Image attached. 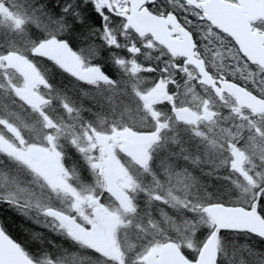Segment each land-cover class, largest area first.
<instances>
[{"label": "snow or ice", "instance_id": "6c2138e0", "mask_svg": "<svg viewBox=\"0 0 264 264\" xmlns=\"http://www.w3.org/2000/svg\"><path fill=\"white\" fill-rule=\"evenodd\" d=\"M212 5L60 0L53 7L51 0H39L16 13L30 25L27 34L31 29L37 34L30 41L36 56L49 46L75 50L72 33L99 29L103 49L88 45V55L111 58L122 79H115L108 65H97L105 83L133 100L116 127L151 120L150 127L137 130L151 132L154 143L142 159L125 164L130 179L123 189L127 198L121 200L100 171L99 146L91 147L95 137L82 145L74 131L57 129V139L71 137V168L62 145L51 136L42 138L44 147L51 144L60 153L63 167L56 179L30 154L0 151V162H8L0 167V264H264V59L242 50L220 26ZM145 16L156 27L135 29V19ZM250 23L264 33V19ZM0 25L17 35L23 31L3 18ZM212 38L215 48L208 43ZM114 49L123 50L127 59ZM221 49L228 52L226 65L217 63ZM8 58L7 52L0 54V64ZM237 89L251 99L237 103ZM18 95L5 90L0 109L20 119L11 111ZM185 106L195 115L181 128L172 110ZM45 155L57 153L50 148ZM180 159L197 167L207 163L216 184L210 188ZM237 212L256 223L240 222ZM20 224L23 230L14 227Z\"/></svg>", "mask_w": 264, "mask_h": 264}, {"label": "trees", "instance_id": "16d2710c", "mask_svg": "<svg viewBox=\"0 0 264 264\" xmlns=\"http://www.w3.org/2000/svg\"><path fill=\"white\" fill-rule=\"evenodd\" d=\"M39 0H5L0 3V18L11 21L17 28H22L23 31L20 35L10 32L3 25H0V54L8 53L14 54L24 58L29 63L33 64L38 70L40 75L45 80V86L40 90V95L46 100L41 109H35L31 107L20 95L16 97V103L13 105L11 111L19 114L20 119L11 115L9 112L0 109V135L8 140H13L18 148L28 149L36 146H43L42 138L44 136L52 135L55 143L61 144L63 147V154L67 157V165L71 168L75 157L70 150V141H65L61 135L57 139V129L63 126V131H74L79 139L81 138L83 131L93 130L97 133L104 135H111L116 130L130 129L136 132L141 127H150L151 120H136L130 121L131 127L124 125L122 127H116L117 124H122V116L125 114V108L127 105L133 103L132 97L127 94L113 93L108 84L103 81H97L94 83L86 82L72 75L64 70L54 61L43 56H36L33 54L34 49L30 41L33 37H36V32L31 29L30 25L25 26L23 19L16 15L22 7H27ZM47 4L49 0H42ZM60 3V0H51L52 6H56ZM163 3V1H162ZM71 22L69 21V24ZM91 24V22H89ZM119 22H114L118 24ZM96 26H92L95 28ZM99 29L93 32L90 29L83 30V34L74 32L72 35L76 37V48L73 51L79 58L82 65L86 68L108 65L113 74V77L117 80L122 79V73L111 62L109 57H96L95 55L89 56L87 52V46H99L100 50L103 49V41L99 38ZM119 56H124L126 59V53L121 49H114ZM154 55L148 53V56ZM138 60H143L144 57H137ZM100 69V68H99ZM22 78L19 74L8 68L5 65H0V95L5 94V90L16 91L20 88ZM147 83V82H146ZM103 92L105 97L114 96V99L101 98L100 92ZM162 112H167V109H160ZM174 118V115L172 113ZM175 119V118H174ZM50 120V121H49ZM176 120V119H175ZM103 121V123L101 122ZM178 121V120H176ZM46 122L51 123V127H48ZM185 126L184 122L180 123V127ZM7 127H12L18 132V138L12 134ZM51 128L53 132L47 133L45 129ZM23 141L21 144L20 141ZM34 141H41L36 143ZM27 144V146H26ZM195 150V149H193ZM160 156L165 153L159 152ZM171 155V153H168ZM182 167H187L190 172H193L199 179L212 188L216 182V174L210 173V166L201 162L197 166L191 165V162L185 163L183 159L178 161ZM7 161L0 162V167H6ZM22 230L24 225H14ZM232 239V237H230ZM235 239L243 241V237H235Z\"/></svg>", "mask_w": 264, "mask_h": 264}, {"label": "rangeland", "instance_id": "374dc122", "mask_svg": "<svg viewBox=\"0 0 264 264\" xmlns=\"http://www.w3.org/2000/svg\"><path fill=\"white\" fill-rule=\"evenodd\" d=\"M45 48L53 49L55 48V46H49ZM227 56H228L227 54L221 52L222 59H219L218 61L222 65H226L228 62ZM50 59L56 61V63L60 64L66 71L72 73L76 77L81 78L83 80L95 81L99 78H103L98 69L92 68L88 70H83L80 66V63L77 61L75 57L73 58V61H69L60 56L51 54ZM3 65L7 66L8 68L14 71L27 69L31 73L37 74L31 64H29L26 60H24L23 58L17 55H13V54L9 55V58L5 63H3ZM20 95L23 98H25L30 104V106H33V108L38 109L42 104L40 96L36 92L35 88H28L26 85H24V87L20 91ZM156 97H160V94L156 93ZM153 102H156V100L154 99ZM174 115H175L174 118L176 120L186 122L193 118L195 112L194 110L189 109L187 106H185L184 110L177 109ZM46 123L48 127H51L50 122H46ZM93 137H95V143H92L91 147L94 149L97 147V145L99 146V156H100V162L102 164L100 171L102 174L107 173L108 177L110 178L109 191L117 200L127 198L128 194L125 191H123V189L124 187H126V183H125L126 180L130 179V177L127 171L122 166V162L117 157L116 153L121 152V157L125 159L126 162L128 161L129 158L139 161L140 159H142L145 152H147L150 145L144 146L142 144H138L136 147L129 149L126 145L112 143V140L114 138L128 137L132 139L131 131L129 130L115 131L110 136L97 133L93 130L83 131L80 138V142L83 145L85 142L91 141ZM0 151L16 152L22 155L30 154L33 157L34 163H36L38 166L48 171L47 163H45L44 160H50V158L45 155L46 153H50V148H46L44 146H36L28 149L19 148L18 150H16V149H12L11 146L0 137ZM51 151L53 152L52 149ZM60 168H62L61 164H58V170ZM58 170L52 176L53 179L57 178ZM63 183L67 187L66 181H64ZM96 210H97L96 208L92 209L93 212H96Z\"/></svg>", "mask_w": 264, "mask_h": 264}, {"label": "water", "instance_id": "95a60500", "mask_svg": "<svg viewBox=\"0 0 264 264\" xmlns=\"http://www.w3.org/2000/svg\"><path fill=\"white\" fill-rule=\"evenodd\" d=\"M238 4L229 3L223 0H218L215 5H212V0H202V3L212 5L213 13L217 17L220 26L225 31L237 40L242 45V50L247 51L258 58L264 59V33L261 34L258 30H253L251 27V21L264 19V0H237ZM135 29L143 32H147L156 27L152 24L147 17L136 18L134 22ZM180 38H173L178 40ZM65 48L57 47L56 53H63ZM48 51L46 49L40 51V55H46ZM20 73L25 77L28 86H36L38 81L28 70H21ZM237 103H244L250 100V96L245 95V90L237 89L235 96ZM152 133H135L133 134L134 142H129L128 139H114V142H125L129 146H134L141 139L144 144L151 143ZM55 172V168L51 170L50 174ZM234 215L242 223L255 224L254 218H248L246 214L234 213ZM4 260V254L0 252V261ZM9 264L11 262L9 261Z\"/></svg>", "mask_w": 264, "mask_h": 264}, {"label": "flooded vegetation", "instance_id": "af4514ba", "mask_svg": "<svg viewBox=\"0 0 264 264\" xmlns=\"http://www.w3.org/2000/svg\"><path fill=\"white\" fill-rule=\"evenodd\" d=\"M259 29V28H258ZM260 30V29H259ZM214 40V38H212V39H210V41H213ZM221 51H227L226 49H221ZM217 63H218V61H217ZM219 64V63H218ZM201 123L204 125V126H206V122H204V121H201Z\"/></svg>", "mask_w": 264, "mask_h": 264}]
</instances>
